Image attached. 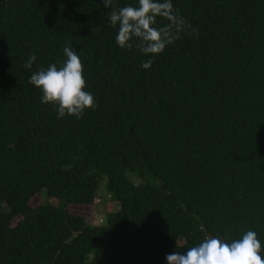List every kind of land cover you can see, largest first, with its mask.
Wrapping results in <instances>:
<instances>
[{
  "label": "trees",
  "instance_id": "obj_1",
  "mask_svg": "<svg viewBox=\"0 0 264 264\" xmlns=\"http://www.w3.org/2000/svg\"><path fill=\"white\" fill-rule=\"evenodd\" d=\"M172 3L198 35L145 70L101 0H0V264H167L248 230L264 257V0ZM65 46L96 104L80 119L28 82Z\"/></svg>",
  "mask_w": 264,
  "mask_h": 264
},
{
  "label": "clouds",
  "instance_id": "obj_2",
  "mask_svg": "<svg viewBox=\"0 0 264 264\" xmlns=\"http://www.w3.org/2000/svg\"><path fill=\"white\" fill-rule=\"evenodd\" d=\"M110 8L109 25L117 27L116 44L122 49L135 47L149 57L141 67L149 69L156 55L181 39L182 35H198V30L173 7L172 0H136L135 4L117 6L115 0H101ZM158 20L163 21L158 24ZM65 62L59 68L49 64L47 69L33 71L29 84L42 92L41 103L56 105L57 118L65 116L80 119L86 110L95 108L94 96L85 91L86 81L80 56L71 46H65ZM36 56L24 64L31 69ZM167 264H264L261 242L257 233L248 230L242 238L230 243L217 237H208L183 254L175 251L165 257Z\"/></svg>",
  "mask_w": 264,
  "mask_h": 264
},
{
  "label": "rangeland",
  "instance_id": "obj_3",
  "mask_svg": "<svg viewBox=\"0 0 264 264\" xmlns=\"http://www.w3.org/2000/svg\"><path fill=\"white\" fill-rule=\"evenodd\" d=\"M45 193L46 191L42 190L39 193L42 195H37L35 198H33V203L40 204L41 202H46L52 206H55L57 204V201L53 199H47ZM108 198L109 197L105 192V183H102L100 187V192L98 193L96 200L94 201L93 205L90 206L89 209H87L85 212L89 224L97 225L102 223V220L105 216V208Z\"/></svg>",
  "mask_w": 264,
  "mask_h": 264
}]
</instances>
